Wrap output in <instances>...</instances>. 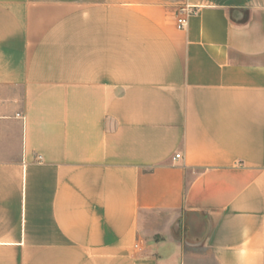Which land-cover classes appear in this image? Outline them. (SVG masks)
<instances>
[{
    "label": "crops",
    "instance_id": "obj_1",
    "mask_svg": "<svg viewBox=\"0 0 264 264\" xmlns=\"http://www.w3.org/2000/svg\"><path fill=\"white\" fill-rule=\"evenodd\" d=\"M0 264H264V0H0Z\"/></svg>",
    "mask_w": 264,
    "mask_h": 264
},
{
    "label": "built area",
    "instance_id": "obj_2",
    "mask_svg": "<svg viewBox=\"0 0 264 264\" xmlns=\"http://www.w3.org/2000/svg\"><path fill=\"white\" fill-rule=\"evenodd\" d=\"M193 10H189V14L192 13ZM177 24H178V27L179 28H184L186 25H187V19L184 15H179L178 16V19H177ZM181 156V154H177L176 155V158H179Z\"/></svg>",
    "mask_w": 264,
    "mask_h": 264
}]
</instances>
